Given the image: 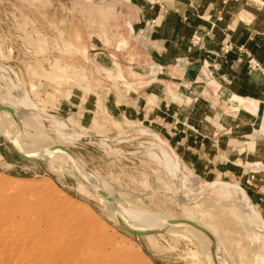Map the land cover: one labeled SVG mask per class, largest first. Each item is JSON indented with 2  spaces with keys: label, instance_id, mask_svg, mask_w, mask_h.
Here are the masks:
<instances>
[{
  "label": "rangeland",
  "instance_id": "obj_1",
  "mask_svg": "<svg viewBox=\"0 0 264 264\" xmlns=\"http://www.w3.org/2000/svg\"><path fill=\"white\" fill-rule=\"evenodd\" d=\"M129 52L108 4L0 0V264H264L262 152L190 140L212 133L201 107L198 129L162 113L150 92L166 84L159 70L127 78ZM116 87L138 107H113ZM139 212L153 225L130 222ZM25 216L45 218L49 235L26 234Z\"/></svg>",
  "mask_w": 264,
  "mask_h": 264
},
{
  "label": "crops",
  "instance_id": "obj_2",
  "mask_svg": "<svg viewBox=\"0 0 264 264\" xmlns=\"http://www.w3.org/2000/svg\"><path fill=\"white\" fill-rule=\"evenodd\" d=\"M70 1L110 6L136 50L119 57L124 74L150 77L159 70L163 80H158L166 84H154L150 92L162 113L176 115L182 127L189 128V123L198 129L201 107L199 119L212 133L213 124H226L223 135L202 132L190 140H207L212 148L214 140H226L228 146L239 142L243 149L238 157L253 143L264 160V0ZM195 38L197 45L192 43ZM120 89L111 95L112 106L138 107L140 96L121 95Z\"/></svg>",
  "mask_w": 264,
  "mask_h": 264
},
{
  "label": "bare ground",
  "instance_id": "obj_3",
  "mask_svg": "<svg viewBox=\"0 0 264 264\" xmlns=\"http://www.w3.org/2000/svg\"><path fill=\"white\" fill-rule=\"evenodd\" d=\"M5 108H7V107H5ZM7 109H9V108H7ZM9 110H11V109H9ZM5 113H7V114H9V112H5ZM56 123H59V122H56ZM55 124V121L53 122V126H56L57 127V125H54ZM58 126H62V127H64V125L62 124H60V125H58ZM59 128V127H58ZM57 128V129H58ZM65 128V127H64ZM63 128V129H64ZM4 129V127L3 126H1L0 125V130H3ZM6 129V128H5ZM59 129H61V128H59ZM12 130V129H11ZM10 130V131H11ZM67 129L65 128V130H62V131H66ZM57 131V130H56ZM15 132H16V130H15ZM18 132V131H17ZM3 133V132H2ZM23 133V132H22ZM21 133V134H22ZM62 133H64V132H62ZM62 133H61V135H62ZM65 133H68V132H65ZM24 135L25 134H23V137H24ZM64 135V134H63ZM68 135V134H67ZM66 135V136H67ZM22 137V138H23ZM24 139V138H23ZM41 139V138H40ZM42 140V139H41ZM26 141V140H25ZM11 143L15 146V144L11 141ZM47 144V143H46ZM30 145H32L33 147H35V148H39L40 146H41V144L38 142V141H30ZM47 147V146H46ZM30 150V149H29ZM31 151V150H30ZM55 151H57V150H55ZM58 151H61L62 153H63V156L65 157V159L66 160H71V161H73V162H75L76 163V157L74 156V155H72L71 153H69V152H67L66 150H63V149H61V148H59L58 149ZM32 152V151H31ZM32 153H34V152H32ZM58 154V152L56 153V152H54V151H51L50 149H46L45 150V152H44V156H47L48 155V157H49V159L51 160V159H53L54 157H59V155H57ZM36 157H37V155L36 154H34ZM67 156H69L70 158H68ZM39 157V156H38ZM67 157V158H66ZM72 158V159H71ZM42 159V158H41ZM46 161V160H45ZM59 164V163H58ZM77 174L80 176L81 174L80 173H78L77 172ZM81 177H82V175H81ZM86 177H88L87 176V174H85L84 175V178H86ZM197 178V177H196ZM83 179V178H82ZM195 183V185H197V184H202V181H200L199 179H196V182H194ZM101 184V183H100ZM222 184V183H221ZM98 185V184H97ZM103 185V184H102ZM216 184H214L213 186H215ZM224 185H228V184H224ZM206 186V184L204 185V186H202V187H205ZM96 188H97V186H96ZM100 187H98V189H99ZM104 187H102V188H100L101 190H103V192H105L106 194H107V192L106 191H104V189H103ZM195 188V187H194ZM219 188V187H218ZM99 189V190H100ZM231 189H232V187H231ZM233 191V190H232ZM234 193V192H233ZM108 195V194H107ZM112 201L115 203V206L117 207V208H120L121 207V205L122 204H120L119 205V202L117 201V202H115V200H114V198H112ZM107 204V203H106ZM123 206V205H122ZM114 211V210H113ZM117 211V210H116ZM147 217H148V215L147 214H144V213H142V212H139V213H137V216H136V214H135V216L130 220V219H128V220H130V222H135V221H137V222H142V223H146V225H148V226H151V225H153V224H151L149 221H148V219H147ZM20 218V217H19ZM17 218L18 220H17V222H18V224L20 225H18L17 224V226L18 227H20V228H22V227H25L24 225H28L29 223H33V225L30 227V229L28 230V231H26V234L28 233L29 235H32V236H35L36 237V235H37V237L38 236H48L49 235V231H48V229H45L44 227H45V225L47 224V221H46V219L45 218H41V217H37L35 220H30V217L29 216H25V217H22V218ZM157 218V217H156ZM16 221V220H15ZM136 222V223H137ZM152 222V221H151ZM136 223H135V225H136ZM152 223H154V222H152ZM166 223V222H165ZM134 224V223H133ZM137 224H139V223H137ZM150 224V225H149ZM137 226H140V224L139 225H137ZM141 227V226H140ZM155 227V226H154ZM157 227V226H156ZM174 228H178V229H180V228H183V229H186V230H190V231H193V232H195L196 234H199V235H201L199 232H197L196 230H194L193 228H191V227H189V226H186V225H175V226H173ZM147 228H150V227H147ZM167 228H168V226H167ZM174 228H172V229H174ZM166 229V228H165ZM170 229V228H169ZM168 229V230H169ZM149 230V229H148ZM207 230V229H206ZM138 231V230H137ZM181 231V230H180ZM140 232H152V231H140ZM9 234V233H8ZM194 234V233H193ZM195 234V235H196ZM17 235V234H16ZM10 236V235H9ZM206 236V235H205ZM17 237H21L20 235H17L16 236V240H17ZM24 237V236H23ZM27 238V237H26ZM29 238V237H28ZM202 238H204V236L203 235H201V239ZM208 239V238H207ZM206 239V240H207ZM215 240V239H214ZM19 241H21V240H19ZM30 241H31V238H30ZM35 241V240H34ZM216 241V240H215ZM33 242V241H32ZM23 243V242H22ZM31 243V242H30ZM35 243V242H34ZM73 243V242H72ZM83 243H85L86 244V246H93L94 245V243H95V240L93 239V236H88L87 237V239L85 240V241H83ZM81 244V243H80ZM80 244H78V245H80ZM217 244V243H216ZM66 245V244H65ZM72 245H74V243L72 244ZM76 245V244H75ZM67 246V245H66ZM68 246H70L71 247V245H68ZM81 246V245H80ZM211 246V245H210ZM83 247V246H82ZM29 248V247H28ZM61 248H64V249H66L67 247H65V246H63V247H61L60 246V248H59V250L61 249ZM13 251V250H12ZM31 251H33V250H31ZM68 253V252H67ZM69 253H71V252H69ZM12 254H13V252H12ZM74 254V253H73ZM13 255H15V254H13ZM90 261V260H89ZM88 261V262H89ZM88 262H84V263H87V264H89ZM100 263H102L101 261H100ZM91 264V263H90ZM103 264V263H102ZM117 264H121V263H117Z\"/></svg>",
  "mask_w": 264,
  "mask_h": 264
},
{
  "label": "built area",
  "instance_id": "obj_4",
  "mask_svg": "<svg viewBox=\"0 0 264 264\" xmlns=\"http://www.w3.org/2000/svg\"><path fill=\"white\" fill-rule=\"evenodd\" d=\"M198 42H199V39L198 38H195L194 40H192V43L194 44V45H197L198 44ZM227 48V47H226ZM226 48H223V51H227V49ZM252 67H257V65L255 66H253L252 65ZM258 68V67H257Z\"/></svg>",
  "mask_w": 264,
  "mask_h": 264
}]
</instances>
